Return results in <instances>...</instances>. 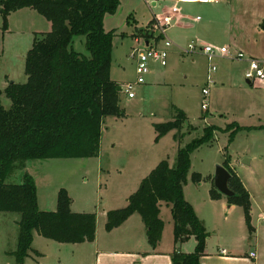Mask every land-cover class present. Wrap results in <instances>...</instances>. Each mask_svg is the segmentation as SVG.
<instances>
[{
	"label": "rangeland",
	"instance_id": "374dc122",
	"mask_svg": "<svg viewBox=\"0 0 264 264\" xmlns=\"http://www.w3.org/2000/svg\"><path fill=\"white\" fill-rule=\"evenodd\" d=\"M229 1L178 3L176 0H120L116 12L106 15L104 20L105 30L114 33L112 80L120 86L136 80L135 61L131 55L133 49L145 44L144 41L162 45L165 39H170L175 43L169 47L167 66L151 63L146 83H132L131 90L135 93L132 98L126 88H122L120 105L123 114L104 118L98 156L29 160L25 168L15 169L10 181L19 182L24 172L30 173L37 185L39 208L44 211L57 210L59 192L65 189L72 198V211L96 213L99 232L107 234L104 227L107 212L125 207L129 197L160 161L169 160L174 164L179 147L201 137L207 128L208 132H213L214 138L191 154L187 195L208 221L214 223L212 226L236 228L245 218L242 205L236 204L233 210L226 212L222 201L228 203L229 198L224 194L213 203H205L214 186V180H208L207 176H215L217 166L230 160L244 186L253 193L250 196L251 211L253 209L256 219L260 206L264 209V84L252 81L250 84L245 77L247 66L241 63L242 59L253 56L241 50L233 53L229 46L232 56L240 51L244 57H209L198 50L193 53L185 51L191 41L198 45L212 43L222 46L225 32H211L198 40L188 37L196 32L201 34L200 24L208 23L214 15L216 19L222 16L214 26L226 27L225 14L229 16ZM175 4L181 14L199 16L200 23L192 22V26L182 27L177 24L176 17L166 29L163 39L154 27L155 16L169 13ZM1 8L0 5V99L4 105L10 106L11 100L6 94L9 83L27 82L26 57L34 36L50 31L52 25L33 8L12 12L7 19L2 15ZM74 47L77 51L88 52L84 36L75 38ZM157 75L160 77L155 79ZM210 78L214 79V83L206 97L208 109H203V88ZM178 109L185 111L187 120L177 115ZM175 116L180 121L184 120L182 130L170 131L156 141L154 124L171 121ZM236 123L262 128L239 131L229 141ZM194 173L201 174V186L193 180ZM170 210L163 205L165 221L168 217L172 219ZM20 218L21 215L16 212H0V264H15L12 253L18 246ZM235 245L229 243L228 247H240L241 242ZM74 253L73 244L60 243L35 232L32 250L25 262L78 264L74 261Z\"/></svg>",
	"mask_w": 264,
	"mask_h": 264
},
{
	"label": "trees",
	"instance_id": "16d2710c",
	"mask_svg": "<svg viewBox=\"0 0 264 264\" xmlns=\"http://www.w3.org/2000/svg\"><path fill=\"white\" fill-rule=\"evenodd\" d=\"M119 4L120 0H0L5 19L12 12L29 7L52 25L50 31L34 36L26 57L27 82L9 83L6 94L11 105H4L0 99V212L21 215L18 246L12 253L15 264H26L35 232L61 243L96 238L97 214L72 211V198L65 189L59 192L57 210L44 211L39 208L33 176L24 172L19 182L10 181V177L16 168H25L29 160L99 155L103 119L123 114L120 84L111 78L114 33L104 28L106 15L115 13ZM77 36L85 37L87 53L75 49ZM177 112L188 119L183 110ZM183 121L175 116L171 121L155 123L156 141L172 130L181 131ZM260 128L236 123L229 141L239 131ZM206 129L201 137L179 147L174 164L160 161L125 207L107 212V230L137 212L146 223L148 239L154 247L164 229L160 206L165 203L171 208L175 242L192 236L197 240L193 252L175 251L173 264H202L209 232L186 199L184 185L191 154L214 138L213 132ZM223 165L231 173L229 187L234 191L233 196H228L229 203L244 207L252 231L250 193L230 166V160ZM201 179L200 173L193 174L194 181L199 183ZM221 195L214 185L211 197L217 199Z\"/></svg>",
	"mask_w": 264,
	"mask_h": 264
},
{
	"label": "crops",
	"instance_id": "0c3cea01",
	"mask_svg": "<svg viewBox=\"0 0 264 264\" xmlns=\"http://www.w3.org/2000/svg\"><path fill=\"white\" fill-rule=\"evenodd\" d=\"M228 3L229 16L225 14L226 27L214 26V24H217V20L222 17L216 19L214 15L208 23L200 24L202 25L201 34L196 32L194 36H189L188 39L194 40L196 38L198 40L202 35L206 36L211 32H225V37L223 38L225 42H223L222 46H229L233 53L241 50L264 61V28L262 27L264 21V0H230ZM197 17H187L179 12L177 24L182 27H190L192 22L200 23L201 18L198 20ZM248 60V58H244L241 63L248 67ZM154 77L158 79L160 75ZM249 83L252 84L251 81ZM230 166L232 167L231 163ZM234 170L236 171V169ZM213 176V174L208 175V180H214ZM239 177L241 178L240 175ZM198 184L201 186V181ZM187 187L188 182L184 185L185 197L193 205L197 215L203 220L209 232L206 252L201 259L202 264H264L263 207L260 206L256 219L254 218L253 209L251 211L252 231L249 228L246 217L240 220L236 228L227 226L220 229L216 225L212 226L214 223L209 222L205 215L201 213L199 206L187 195ZM245 187L249 191L250 196H252L251 190L247 186ZM206 197L205 203L216 201L211 195ZM218 200L220 201L221 199ZM222 204L226 212H230L237 206L229 202L225 203V200L222 201ZM163 205L166 204L161 203L160 217L164 221V229L156 246L153 247L149 242L146 223L141 214L136 212L111 230L106 229L105 223L104 227L107 234L99 232L97 228L95 240L71 243L76 250L74 261L78 262V264H173L172 254L175 251L193 252L197 245L195 236L184 242L176 243L173 217L172 219L168 217L167 221H165L162 215ZM236 242H241V246L229 249V243L236 246ZM252 252L255 253L254 256H251ZM6 264L12 263L7 262Z\"/></svg>",
	"mask_w": 264,
	"mask_h": 264
},
{
	"label": "built area",
	"instance_id": "2783aa9c",
	"mask_svg": "<svg viewBox=\"0 0 264 264\" xmlns=\"http://www.w3.org/2000/svg\"><path fill=\"white\" fill-rule=\"evenodd\" d=\"M178 3H214L221 0H176ZM180 8L178 5H174L170 12L163 16H155L154 27L158 32V35L163 37L166 29L171 26L173 21L178 16ZM199 20L200 17H197ZM143 46H139L133 49L131 58L135 61L136 69V80L127 82L122 88H126V92L130 98L135 96V93L131 90L132 83L145 84L146 76L151 72V63H159L161 66L165 67L168 64L169 57V47L175 43L170 39H165L162 45L156 43L155 41H144ZM200 51L209 57L221 56L227 57L231 56L234 59H241L244 57L242 52H237L235 56H232L227 46H220L212 43H205L198 45L197 42L191 41L185 51L193 53L195 51ZM249 64L245 70V77L247 80L252 82H258L264 84V61L259 60L255 57H250L248 60ZM213 70H216V66H213ZM214 83V79L210 78L208 80V85L203 88L204 99L202 101V108L208 109L207 96L210 93V87ZM255 253H251L254 256Z\"/></svg>",
	"mask_w": 264,
	"mask_h": 264
},
{
	"label": "water",
	"instance_id": "95a60500",
	"mask_svg": "<svg viewBox=\"0 0 264 264\" xmlns=\"http://www.w3.org/2000/svg\"><path fill=\"white\" fill-rule=\"evenodd\" d=\"M250 82V80H248ZM118 90L121 91L122 87L119 86ZM231 173L224 165H218L214 176V185L222 194L226 196H233L234 191L229 187V180Z\"/></svg>",
	"mask_w": 264,
	"mask_h": 264
}]
</instances>
